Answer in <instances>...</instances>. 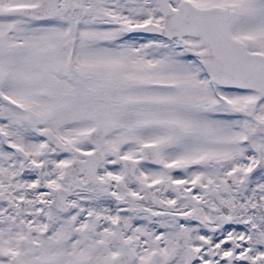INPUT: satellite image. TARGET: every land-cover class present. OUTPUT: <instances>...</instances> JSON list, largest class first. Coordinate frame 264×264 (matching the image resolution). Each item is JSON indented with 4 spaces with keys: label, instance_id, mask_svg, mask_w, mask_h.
<instances>
[{
    "label": "snow or ice",
    "instance_id": "obj_1",
    "mask_svg": "<svg viewBox=\"0 0 264 264\" xmlns=\"http://www.w3.org/2000/svg\"><path fill=\"white\" fill-rule=\"evenodd\" d=\"M0 264H264V0H0Z\"/></svg>",
    "mask_w": 264,
    "mask_h": 264
}]
</instances>
